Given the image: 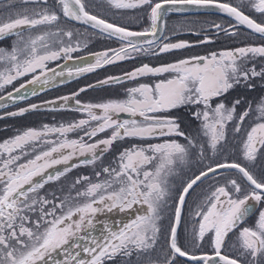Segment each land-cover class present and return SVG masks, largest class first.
<instances>
[{
  "label": "snow or ice",
  "instance_id": "snow-or-ice-1",
  "mask_svg": "<svg viewBox=\"0 0 264 264\" xmlns=\"http://www.w3.org/2000/svg\"><path fill=\"white\" fill-rule=\"evenodd\" d=\"M96 6L117 11L140 9L148 27L132 31L110 22L89 11L87 0H6L0 5L8 8L0 13V39L16 37L10 50L0 48V90L29 74L32 78L15 92L65 75L55 73L48 64L71 59V53L81 47L75 39L81 35L79 30L63 26L68 21L88 25L96 30L94 34L120 43L118 48L92 54L93 63L75 72L68 69L69 77L132 59L133 52L157 55L190 47L185 41L170 42L167 35H158L164 32L167 12L183 11L187 6L216 7L227 14L236 22L229 24L231 33L221 24L214 25L226 35H235L242 25L264 39V0H240L236 6L218 0H99ZM245 7L260 15L259 22L245 14ZM257 58L264 61V45L193 55L159 67L145 63L125 73L124 79L154 76L159 78L156 82L138 83L125 89V98L98 103L82 104L76 99L79 93L60 97L61 107L73 99L76 110L86 112L88 118L59 127L27 128L0 143V264H181L179 258L192 264H264V169L258 179L249 168L258 156L264 159V97L255 108L249 104L239 114L240 99L230 106L219 99L237 84L247 83L251 88L253 78L264 80V63L257 70ZM48 71L54 75L48 77ZM117 82L121 77L110 76L98 83ZM7 98L25 97H13L9 92ZM184 107L199 121L193 132L185 131L178 117L171 115ZM37 108L32 104L7 115L22 116ZM253 112L252 123L245 128V120ZM119 114L130 118L120 120ZM78 130L89 139L109 130L110 135L94 143L83 136L67 138ZM50 134H57L58 139H47ZM125 139L140 143L124 147L115 166L95 172L98 178L103 174V180L93 182L89 176H80L62 199L40 195L46 184L60 180L76 166H69L73 157L90 156L82 163L92 164L115 142ZM229 152L237 159H217L200 167L187 181L181 180L179 188L172 182L185 167L203 165L205 160ZM61 164L65 165L63 171L49 174V169ZM219 170H234L242 179L224 176L222 183L216 180L208 185L189 212V233V221L183 214L186 197ZM113 210H132L135 215L119 228L104 222L100 236H92L97 215ZM253 217L254 223L248 224ZM182 225L186 233L183 244L178 231ZM205 244L211 252L203 251ZM58 251L64 255L63 261L52 258ZM82 252L87 258H82Z\"/></svg>",
  "mask_w": 264,
  "mask_h": 264
},
{
  "label": "flooded vegetation",
  "instance_id": "flooded-vegetation-1",
  "mask_svg": "<svg viewBox=\"0 0 264 264\" xmlns=\"http://www.w3.org/2000/svg\"><path fill=\"white\" fill-rule=\"evenodd\" d=\"M220 1L228 2L234 6L240 3V0H220ZM5 3L6 2H3V4ZM87 3L89 5V11L107 18L110 22H115L117 24L124 25L128 28L138 29V30H143L144 28L148 27L147 17L145 13L140 9H138L139 12L134 13V10L117 11V10H106V7H101V11H102L101 12L99 10V7L96 6V4L99 3V0H87ZM243 10L245 11L246 15H249L251 18H254L259 22L260 20L259 14L249 11L247 7H245ZM122 18H126V20L132 22L140 21L141 25L138 26L135 24L118 22L117 19H122ZM67 23L77 28L84 27L86 29H89V31H91V35L89 36L90 40L81 43L80 49L76 52L71 53V57H76L88 53L103 52L104 51L103 49L109 50L120 47L119 41L115 40V38H108L104 35L94 34L96 30H93L81 24L78 21H68ZM230 23L233 25L236 24V22L233 19L215 13L183 14L173 11L167 12V14L164 17V32L162 33L161 36L167 35L168 40L170 42L185 41L190 45V47L186 49L173 50L170 53H158L157 55H152L150 53L145 54L143 52L137 54L133 52L132 59L117 61L114 64L105 65L101 68H98L93 72H85L83 74L76 75V77L68 80L67 82L59 86L53 87L39 95L29 98L28 100L24 101L25 103L24 108L29 107L32 104L38 105V108L36 110H30L26 113H78V117L76 118L77 121L80 119H87L88 117L86 112L76 110L77 105L75 104V100L70 99L67 105L61 107V105H63L64 102L59 98L64 96L71 97L73 93H79L76 99H79L82 104L98 103V102L106 101L108 99H123L125 98V89L137 86L138 83H154L156 82L157 79H159L158 77H154V76L139 77L136 81L124 79L125 73L130 72L137 67H140L142 64L146 63L153 67H159L162 64L174 63L179 59L189 58L193 55H207L213 51L218 52L225 49H234L237 47L250 46L254 38L262 39L259 35L252 33L250 30H248L247 28L241 25L237 26L235 30L236 31L235 35H231V34L226 35L225 32L218 31L214 27L215 24H221L224 28H228L229 33H231L233 29L229 28ZM11 37L12 36L6 38H11ZM98 38L104 40L107 43V45L98 46L97 44ZM1 40L3 39H0V41ZM85 44L87 45L86 47L84 46ZM63 60L64 59L62 58L60 60L50 62L51 64H48V68L50 69L54 67L55 65L61 63ZM93 62L94 59L82 65L81 67H84L87 64ZM36 74L38 75L39 72H37ZM110 76L121 77V82L112 83V84L98 83L99 81H103L104 79ZM31 78H32V74H30L28 78L23 80V82ZM89 85H94V87H88ZM81 88H85L86 90L80 92L79 90ZM9 108L0 110V115L2 113L12 112L8 110ZM174 113H191V110L184 107V108L176 109ZM122 115L119 114L117 118L120 120L130 118L129 116L124 117ZM68 122H70V120H68ZM92 124L94 125L95 122H92ZM108 135H110V130L105 133L98 134L97 137L89 139L88 137L84 136L83 131H81L78 134L77 139L83 136L86 142L94 143L99 139L106 138ZM69 136L70 138L76 137L75 133ZM126 140L127 139L123 141L115 142L109 151L103 153L100 159L96 160L92 164L82 163L83 160L90 159V156L80 157L79 155H77L73 157V159L69 162V164L71 163L69 166L76 165L75 167H71V169H75L84 166H90L95 163L110 165L113 162H116L118 153L122 151L124 147H127L125 144ZM59 167H63L62 170H59ZM64 167L65 165L63 164L56 165L52 169H49L48 171L50 172L51 170H54V172L51 174H55L57 171H63ZM201 194L202 191H197L194 193L192 197L189 196L186 197L187 203L189 201H192L193 203L199 202L200 199H202ZM135 207L139 208V206H135ZM134 215L135 213L132 210H126L125 212L113 210V212L110 213L104 212L98 214L96 227L95 229L90 231V234L92 236H100L104 222H107L108 224L112 225L114 228H119L122 223L128 222L131 218L134 217ZM252 219L248 221V224H252ZM178 231L180 234L181 243L183 244L184 236L186 233L184 231V228L182 227ZM192 250H195L197 254H200L201 252V249H192ZM203 251L211 252V249L207 247V245L206 246L204 245ZM81 255L82 258H87L86 254H84L83 252L81 253ZM179 259L181 264L183 262H191V261H187L184 258H179ZM109 264H111V262H109Z\"/></svg>",
  "mask_w": 264,
  "mask_h": 264
},
{
  "label": "rangeland",
  "instance_id": "rangeland-1",
  "mask_svg": "<svg viewBox=\"0 0 264 264\" xmlns=\"http://www.w3.org/2000/svg\"><path fill=\"white\" fill-rule=\"evenodd\" d=\"M3 0H0V5H3ZM94 4V3H93ZM19 6V5H17ZM96 8V7H95ZM94 8V9H95ZM99 10L101 11V7H99ZM7 7H0V13L7 12ZM142 11V10H141ZM102 12V11H101ZM135 12H139L138 9L134 10ZM120 23H129V24H135V25H141L140 21L138 22H132L129 20H126V18L117 19ZM66 28H71L73 31L79 30V33L81 35L77 36L75 39H79L81 43L89 41L91 31L89 29H86L84 27L77 28L75 26H72L68 23L63 25ZM93 37V36H92ZM16 39L15 36H12L11 38H6L0 41V48L9 49ZM98 46H106L107 43L102 40L101 38H98ZM264 45V39L260 38H254V40L251 42L250 46H260ZM106 51L105 49H103ZM264 63V61H261L259 58L256 60L257 70H259V67L261 64ZM51 64V63H49ZM39 72V70L37 71ZM30 76H24L19 78L18 80L14 81L13 84L6 86L5 89L0 90V95L11 90L12 88L18 86V84L22 83L23 80L28 78ZM250 83L253 85V87L249 88L247 86V83H241L237 84L233 89H230L228 93H226L223 97L219 98L222 99L226 104L229 106L236 100L240 99L241 104L237 106V114L243 112L249 104L252 105L253 108H255V105L259 102L261 97H264V80H261L259 77L253 78ZM216 101H214L215 103ZM25 103H21L18 105H15L8 110L10 111H18L20 108H24ZM175 110L171 113V115L178 117L179 122L181 123V127L185 131L193 132L198 126L199 121H196L192 116L191 113H174ZM255 116V112L252 113V115L249 118H246L245 120V128L248 127L250 123H252V119ZM78 113H25L22 116H9L7 113H2L0 115V143H2L4 140H7L14 135L18 134V132H21L27 128H37L40 129L44 124H48L49 126H56L59 127L61 124H69L77 121ZM70 120V122H68ZM78 132V133H77ZM81 131L71 132L67 134L68 139H77L78 134ZM229 132V143L232 142V127L231 124L228 128ZM76 134V137H71L69 135ZM47 139L49 140H57L58 135L57 134H50ZM151 142H158L156 140H153ZM132 143H140V141H134L127 139L125 141L126 146H130ZM43 147L46 149L47 145H43ZM37 151H39V147L37 148ZM116 157V156H115ZM220 160L221 162L232 161L236 160L237 157L233 155L231 152L222 154L218 157L213 158V160H205L203 162V165H189L183 169L179 173V175L173 179V183L176 185L177 188H179L181 180L187 181V179L192 176L194 172H198L200 167H206L210 163H214L215 160ZM244 163L243 161H240ZM111 166H115V162L110 164ZM91 166V167H90ZM90 166H84L81 168H75L71 169L68 173H66L64 176L60 178L58 181H51L48 184L44 186L43 189L40 190L41 196H47L49 199H52L53 196H56L58 198H63L64 196L68 195L69 189L71 188V185L74 183L75 179L80 176H89L93 179V182H97L98 180H103L105 177L102 174L99 178L95 176V172L102 171V168L105 166V164H93ZM250 170L253 172L254 175L259 179L261 176V170L264 169V159H261L259 156L257 157V160L254 162V164L249 165ZM228 176L232 178H236L238 181H240L242 178L239 173H237L234 170H220L218 174L213 177L212 174L209 175L207 179L203 181V183H200L198 187H195V191H191L189 197H192L195 192L197 191H205L207 190L208 185L213 184L216 180H219L221 183L223 182L222 177ZM80 187V186H77ZM202 195V194H201ZM58 202V201H57ZM198 202L193 203L192 201H189L185 208H184V216L189 221L188 223V229L189 232H191L192 227V218L189 215V212L191 209L195 207V205ZM255 217L252 219V223H254ZM182 228H185L184 225L181 226ZM82 244L85 243V241H81ZM80 242V243H81ZM206 246V244H205ZM208 247V246H207ZM190 251L192 249H189ZM52 258L54 260H60L63 261L65 259L64 255L58 251L57 253L52 254ZM49 264H51V261H49ZM182 264H192V262H183Z\"/></svg>",
  "mask_w": 264,
  "mask_h": 264
},
{
  "label": "water",
  "instance_id": "water-1",
  "mask_svg": "<svg viewBox=\"0 0 264 264\" xmlns=\"http://www.w3.org/2000/svg\"><path fill=\"white\" fill-rule=\"evenodd\" d=\"M218 2H220V3H228V2L220 1V0H218ZM173 12L183 13V14H192V13H215V14L227 16V14L222 13L216 7L197 8V7H193V6H187L185 8V10H183V11H173ZM227 17H229V16H227ZM229 18H231V17H229ZM85 26L89 27L88 25H85ZM163 26H164V20H163ZM243 27L246 28V26H243ZM129 29L132 30V31H142V30L132 29V28H129ZM158 35L161 36L162 33L161 34H158ZM257 35H259V34H257ZM92 54H94V53H88V54H83V55H79V56H76V57H71V59H67V60L64 59L61 63L55 65L52 68H50V69H54L55 70V73L64 72L65 75L64 76L55 75V78L54 79H51L48 84L27 85L26 88L21 89V91L19 93H17V92H15V89L18 88L21 85L20 84L19 86H17L15 88H13V89H11V90H9V91L1 94L0 96H3L4 99H0V105H2V106H0V110L5 109V108H8V107H11V106L16 105V104H18L20 102L26 101V100H28L31 97H34L36 95H39V94H41V93H43V92H45V91H47V90H49V89H51L53 87L59 86V85L65 83V82H67L68 80L76 77V74H74L73 76L69 77L67 75V70L68 69H72L75 72V70L77 68L81 67L82 65H84V64H86V63H88V62H90V61H92L94 59V56ZM53 75H54V73L52 71H48L47 72V76L48 77H52ZM27 81H25L22 84H25ZM33 89H35V92H36L35 95H32ZM9 92H11L13 94V97H19V96L23 95L25 98L24 99L16 98V99H13V100H9L7 98V94ZM122 116L128 117L127 114H124ZM62 168L63 167H59V170H62ZM53 172H54V170H51L49 172V174H51ZM37 180H39V178H37ZM184 259H186V258H184Z\"/></svg>",
  "mask_w": 264,
  "mask_h": 264
},
{
  "label": "trees",
  "instance_id": "trees-1",
  "mask_svg": "<svg viewBox=\"0 0 264 264\" xmlns=\"http://www.w3.org/2000/svg\"><path fill=\"white\" fill-rule=\"evenodd\" d=\"M24 103V102H23ZM21 104V103H20ZM76 135V134H75Z\"/></svg>",
  "mask_w": 264,
  "mask_h": 264
}]
</instances>
